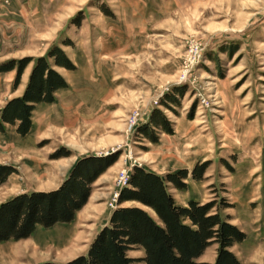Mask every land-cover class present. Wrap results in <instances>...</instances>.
I'll return each mask as SVG.
<instances>
[{
	"label": "rangeland",
	"instance_id": "1",
	"mask_svg": "<svg viewBox=\"0 0 264 264\" xmlns=\"http://www.w3.org/2000/svg\"><path fill=\"white\" fill-rule=\"evenodd\" d=\"M48 1L40 0L55 10L56 20L66 21L50 48L64 50V44L86 38L102 51L92 52L102 68L93 82L113 94L103 122L86 126L85 136L103 141L102 150L94 149L99 154H120L93 183L72 222L40 225L28 238L0 243V264H65L87 254L114 209L139 204L118 203L135 166L162 176L186 169L185 188L168 183L176 202L215 201L213 211L256 239L251 251L241 249L245 239L231 249L244 264H264V0ZM157 110L168 117L171 131L149 125L150 138L143 129ZM62 147L70 151L66 157L73 155ZM202 163L203 177L194 179L192 170ZM20 181L23 190H32L39 180ZM17 191L0 186V203ZM67 231L66 245L54 246L52 238ZM217 249L212 243L198 260L213 264ZM128 254L141 258L144 250Z\"/></svg>",
	"mask_w": 264,
	"mask_h": 264
},
{
	"label": "trees",
	"instance_id": "2",
	"mask_svg": "<svg viewBox=\"0 0 264 264\" xmlns=\"http://www.w3.org/2000/svg\"><path fill=\"white\" fill-rule=\"evenodd\" d=\"M32 61L34 65L23 95L9 100L1 111V131L5 130V124H11L16 126L19 134H28L36 104L54 102L56 90L69 86L56 67L68 70L77 68L60 46L53 45L47 55L2 62L0 71L17 68L15 83L18 84L23 70ZM149 125L171 131L170 121L161 110L156 111L150 124L143 129V134L151 138L147 129ZM119 154L80 157L58 188L22 192L0 203V243L28 238L40 225L49 228L72 222L76 212L87 203L93 183L116 162ZM69 155L70 151L62 147L51 156L59 158ZM206 167V163L196 165L192 177L202 179ZM17 172L15 166L0 163V185ZM188 174L183 169L162 176L142 166H135L127 185L120 190L118 203L135 201L139 204L114 209L109 223L97 233L88 253L65 264H208L198 259L212 243L218 244L213 264H244L231 248L243 241L246 233L233 224L229 216L213 211L215 201L201 203L191 199L187 205L176 202L168 183L179 189L185 188L184 179ZM134 248H142L144 256H130L128 252Z\"/></svg>",
	"mask_w": 264,
	"mask_h": 264
},
{
	"label": "crops",
	"instance_id": "3",
	"mask_svg": "<svg viewBox=\"0 0 264 264\" xmlns=\"http://www.w3.org/2000/svg\"><path fill=\"white\" fill-rule=\"evenodd\" d=\"M43 4L40 0H12L7 4L0 0V64L24 56L44 55L52 44L58 42V36L66 29V21L62 22L61 18L56 20L55 10L44 8ZM94 46L95 44L86 38L75 39L74 46L63 45L77 68L68 70L56 67L67 79L69 86L56 90L54 102L36 104L32 127L28 134H19L16 126L11 124H5V130H0V163L11 164L18 169L17 173L11 174L6 182L0 185L7 189L19 188V191L5 200L23 191H48L58 188L80 157L99 154L98 150L104 148L103 141L95 143L87 140L85 136L86 126L103 122L106 104L110 102L113 94L112 88L93 82V78L102 69L100 64L94 63L93 58L96 55L93 57L92 53L101 55L102 51L92 48ZM33 65L34 62L26 66L18 84L15 83L17 68L0 71V119L6 103L23 95ZM44 140L47 143L42 145ZM61 146L70 147L73 155L50 159L51 153ZM24 176L39 180L38 186L32 190H23L20 178L24 179ZM190 199L181 204L184 205ZM251 228L252 224L249 223L248 231ZM62 229L66 230L64 227ZM52 231L54 230L50 232ZM68 235L69 232L52 238L54 246L66 245ZM60 240L63 242H59ZM255 241L251 234V237L245 238L241 249L251 251L252 242ZM233 252L236 254L234 250ZM236 255L242 260L238 254Z\"/></svg>",
	"mask_w": 264,
	"mask_h": 264
},
{
	"label": "built area",
	"instance_id": "4",
	"mask_svg": "<svg viewBox=\"0 0 264 264\" xmlns=\"http://www.w3.org/2000/svg\"><path fill=\"white\" fill-rule=\"evenodd\" d=\"M127 180H128V178H127ZM127 180H126V182H127ZM118 195V193H116V196Z\"/></svg>",
	"mask_w": 264,
	"mask_h": 264
},
{
	"label": "bare ground",
	"instance_id": "5",
	"mask_svg": "<svg viewBox=\"0 0 264 264\" xmlns=\"http://www.w3.org/2000/svg\"><path fill=\"white\" fill-rule=\"evenodd\" d=\"M51 235H52V234H51ZM52 236H54V235H52ZM61 241H62V240H61ZM61 241H60V242H61ZM62 242H63V241H62Z\"/></svg>",
	"mask_w": 264,
	"mask_h": 264
}]
</instances>
